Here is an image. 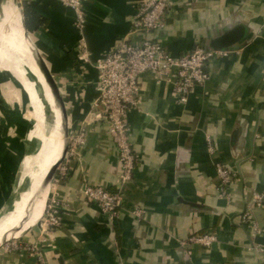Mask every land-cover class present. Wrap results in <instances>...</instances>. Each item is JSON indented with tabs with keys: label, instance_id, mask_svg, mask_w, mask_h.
I'll use <instances>...</instances> for the list:
<instances>
[{
	"label": "crops",
	"instance_id": "0c3cea01",
	"mask_svg": "<svg viewBox=\"0 0 264 264\" xmlns=\"http://www.w3.org/2000/svg\"><path fill=\"white\" fill-rule=\"evenodd\" d=\"M20 2L21 15L32 6L44 16L31 32L21 19L57 83L68 136L80 128L86 134L66 176L52 181L43 194L45 204L53 195L68 204L60 227L45 232L37 220L24 229L42 195L23 207L18 233H24L18 240L36 243L46 264H264V200L260 206L253 203L255 194H264V0H172L165 26L151 38L173 56L209 47L237 27L246 33L227 48L226 57L207 63L208 81L193 88L183 104L175 100L169 77L149 72L139 77L140 103L128 112L135 170L112 219L82 193L84 183L116 191L120 173L107 123L91 105L98 81L94 60L129 34L139 0H87L83 42L73 12L59 0ZM83 49L87 60L80 58ZM27 105L23 113L17 107L0 121V203L4 200L12 210L25 194L30 199L36 193L44 177L32 191L26 159L34 162L47 127V136L59 130L52 116L44 121L43 137L32 136L28 100ZM11 126L15 137L9 134ZM41 155L43 165L47 150ZM217 164L235 174L225 188L228 197L220 193ZM250 205L256 234L239 222ZM136 208L142 210L140 217ZM7 215L1 214L0 221ZM203 234L216 240L208 247L182 245ZM0 264L37 262L23 252H0Z\"/></svg>",
	"mask_w": 264,
	"mask_h": 264
},
{
	"label": "built area",
	"instance_id": "2783aa9c",
	"mask_svg": "<svg viewBox=\"0 0 264 264\" xmlns=\"http://www.w3.org/2000/svg\"><path fill=\"white\" fill-rule=\"evenodd\" d=\"M59 1L73 12L74 28L83 42V29L87 21L84 6L87 0ZM171 5L172 0H139L129 34L111 50L94 60L98 81L96 96L91 105L93 110L100 111L107 123L120 164V173L115 182L116 191L84 183L82 193L85 199L94 204L109 219L117 215L121 207L122 192L133 180L136 160L131 142L128 112L138 108L140 103L139 77L148 72L169 77L175 100L183 104L193 88L203 86L208 81L207 63L211 59L224 58L229 54L227 49L215 50L200 45L180 56L171 55L158 40L151 38L152 33L165 26V18ZM136 33H142L145 37L134 39L133 35ZM80 55L81 59H88L85 49L81 50ZM85 134L84 128L69 134L65 157L57 167L52 181L60 182L66 176L70 160L77 156L78 149L84 144ZM216 173L220 180V193L228 197L225 188L232 184L235 174L221 164L216 165ZM253 200L254 204L260 206L264 200V194H255ZM67 206L66 202L60 201L55 195L50 196L39 220L41 230L46 232L59 228L63 215L68 214ZM250 209L251 205L247 206L239 216V222L249 232L256 234L259 228ZM134 214L140 217L142 210L136 208ZM215 240L216 237L212 234L194 235L187 238L182 245L186 247L194 244L208 247ZM2 252L6 254L23 252L34 258L37 264H46L43 253L36 243L13 241L7 244Z\"/></svg>",
	"mask_w": 264,
	"mask_h": 264
},
{
	"label": "bare ground",
	"instance_id": "6f19581e",
	"mask_svg": "<svg viewBox=\"0 0 264 264\" xmlns=\"http://www.w3.org/2000/svg\"><path fill=\"white\" fill-rule=\"evenodd\" d=\"M10 2L11 1H7L5 3L2 14L0 15V69H6L7 71L11 72L12 74H14L16 79L20 83H22V91L27 98L26 101L28 100L29 102L32 113L31 119L36 122L35 126L40 127V124L44 123L45 120L48 121L52 116L54 119L56 118L55 123L57 124V121L59 123V119L57 116V111L55 110L52 103L50 93L44 83L43 77L41 76L37 66L33 61L31 52H29L27 45L21 37L22 30L20 28L21 16L19 7L11 5ZM11 55H16L19 57L18 65L23 66V69L25 70L27 69L29 73L28 75H31L33 80H29L27 78V74L19 69V67L16 65L17 63L15 64V62H13ZM24 94H22V96ZM28 116L30 117L31 115L29 114ZM56 124H54L55 126H53L55 129L57 126ZM46 131L47 132L44 133L46 135V138H42L43 143L41 144V148H39V152L37 153L34 162L26 159V163L28 166L25 174L29 175L28 179L31 182L28 186H30L32 191L37 189L38 180H40L41 177L45 175L46 171L59 157L60 142L57 134H54L56 130H52L54 132L49 134V136H47L48 127ZM35 134V137H38L39 129L37 130L36 128ZM43 149L47 150V155L44 164L42 165L41 152ZM36 165L41 166L39 172L33 170ZM44 196L45 195H43V197L38 201L39 204L37 206V209L32 218L24 225V229L28 228V226L30 227L31 225H33L37 220H40L45 206ZM28 199L29 194H25L23 198L17 200V204L15 203L16 208H14V210H12L11 212H8V215L0 221V245L3 241V234L8 233V230H10L9 228L15 226L22 218L23 207L27 205L26 203L28 202Z\"/></svg>",
	"mask_w": 264,
	"mask_h": 264
},
{
	"label": "water",
	"instance_id": "95a60500",
	"mask_svg": "<svg viewBox=\"0 0 264 264\" xmlns=\"http://www.w3.org/2000/svg\"><path fill=\"white\" fill-rule=\"evenodd\" d=\"M7 1H11V5L14 6V1L13 0H0V15L2 14L3 7ZM20 16L22 18L21 12ZM20 25H21V30H22V39L24 40L25 44L27 45V48L29 52H31V56L33 58V61L35 65L37 66L41 76L43 77L44 83L50 93L52 103L54 105L55 110L57 111V116L59 119V130L57 132L59 136V142H60V151H59V157L58 159L50 166L48 169L47 173L44 175L42 182L39 184L38 189L36 193L29 199V202L25 209L28 207V205L35 200H37L39 197H41L49 188L53 177L56 173V169L59 166V164L63 161L67 148H68V127H67V119H66V112H65V106H64V101L60 95L59 88L57 86V83L49 71L48 66L46 65L45 61L43 58L36 52L35 48L32 46V43L30 42L28 38V33L25 30L22 19L20 20ZM245 28L243 27H237L232 30H229L225 32L224 34L216 37L213 39L209 45L210 48L212 49H227L231 45L239 42L244 36H245ZM55 121V119H54ZM23 211H26V210ZM1 218V214H0ZM19 223V222H18ZM16 224L15 226L11 227V232H9V236H12L15 231H17L20 227V223ZM39 224V221H38ZM8 236V237H9ZM14 236L12 237H3V241L1 242V246L9 241L11 238L13 239ZM6 239V240H5ZM16 239V238H15ZM18 239V238H17ZM2 251V250H1Z\"/></svg>",
	"mask_w": 264,
	"mask_h": 264
},
{
	"label": "rangeland",
	"instance_id": "374dc122",
	"mask_svg": "<svg viewBox=\"0 0 264 264\" xmlns=\"http://www.w3.org/2000/svg\"><path fill=\"white\" fill-rule=\"evenodd\" d=\"M13 1H14V6L19 7V11L21 12V4H20L21 0H13ZM11 57L13 59V62H15V64L17 63L16 65L19 67V69H21L23 72H25L27 74V78L29 80H33L31 75H28L29 74L28 70L27 69L25 70V69H23V66L18 65L19 57L16 55H11ZM20 85H21V87H20ZM22 86H23L22 83H20L16 79L14 74L7 71L6 69H0V121H1V123L4 122V120L5 121L7 120V117L9 116V112H13L15 108H17V107L20 108L19 110H21V112L23 113L25 108L28 106V105L26 106L25 96L24 95L22 96V94H24L23 91L21 90ZM21 100H23V105L21 104ZM17 101H19V102H17ZM28 125H29V129L31 130L30 133L32 134V136L33 135H34V137L36 136L35 133H36V128H37V130L39 129V135L37 134L38 137H40V138L43 137L42 132L44 131V128L46 127L45 123L40 124V127L38 126L39 127L38 128L37 126H35L36 122L31 120V122L28 123ZM14 130L15 129L12 126L9 127V134L10 135L12 134L14 136ZM31 145L33 146V143H31ZM21 175H23V173L20 174V176ZM1 207H3V210L0 212V214L11 212V210H12V206H10V204L4 205V200H2V199H1V203H0V209H1ZM9 229L10 230H8V233L3 234V237H7V238L12 237V236H14V237H13V239L11 238L9 241H7L6 243H4L1 246L0 252H2L1 250L4 251V249L7 247V244L20 239L22 234L24 233V232L18 233V230H17L14 232V234L12 236H9V232H11V227Z\"/></svg>",
	"mask_w": 264,
	"mask_h": 264
},
{
	"label": "trees",
	"instance_id": "16d2710c",
	"mask_svg": "<svg viewBox=\"0 0 264 264\" xmlns=\"http://www.w3.org/2000/svg\"><path fill=\"white\" fill-rule=\"evenodd\" d=\"M22 17L26 30L30 32L33 29H36L38 25L42 23V20H44V16L32 6H28L22 9ZM8 175V172L7 174H3L5 180L8 178Z\"/></svg>",
	"mask_w": 264,
	"mask_h": 264
}]
</instances>
